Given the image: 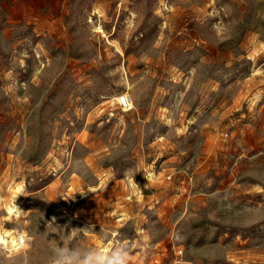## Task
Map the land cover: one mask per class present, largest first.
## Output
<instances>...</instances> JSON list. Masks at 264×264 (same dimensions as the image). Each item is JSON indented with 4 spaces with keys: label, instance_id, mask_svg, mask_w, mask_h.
<instances>
[{
    "label": "rangeland",
    "instance_id": "rangeland-1",
    "mask_svg": "<svg viewBox=\"0 0 264 264\" xmlns=\"http://www.w3.org/2000/svg\"><path fill=\"white\" fill-rule=\"evenodd\" d=\"M0 230L264 264V0H0Z\"/></svg>",
    "mask_w": 264,
    "mask_h": 264
},
{
    "label": "clouds",
    "instance_id": "clouds-1",
    "mask_svg": "<svg viewBox=\"0 0 264 264\" xmlns=\"http://www.w3.org/2000/svg\"><path fill=\"white\" fill-rule=\"evenodd\" d=\"M15 207L18 212H22L18 205ZM13 231L0 230V251L9 256L26 249L30 242V237L26 233L19 232L14 236ZM73 231L77 230L73 229ZM79 231L87 234L88 229ZM130 260L129 243L124 240L115 242L111 246L87 250L58 246L53 250L50 264H130ZM23 264H28L27 256L24 257Z\"/></svg>",
    "mask_w": 264,
    "mask_h": 264
},
{
    "label": "built area",
    "instance_id": "built-area-1",
    "mask_svg": "<svg viewBox=\"0 0 264 264\" xmlns=\"http://www.w3.org/2000/svg\"><path fill=\"white\" fill-rule=\"evenodd\" d=\"M116 102L120 109L126 110L130 107L131 99L128 94H122L117 97Z\"/></svg>",
    "mask_w": 264,
    "mask_h": 264
},
{
    "label": "bare ground",
    "instance_id": "bare-ground-1",
    "mask_svg": "<svg viewBox=\"0 0 264 264\" xmlns=\"http://www.w3.org/2000/svg\"><path fill=\"white\" fill-rule=\"evenodd\" d=\"M131 104H132V102L130 103V107H131ZM130 107H129V109H130ZM15 203H12V204H10L9 206H8V208H7V210H8V212H9V214L10 213H12V212H15L16 211V207H15Z\"/></svg>",
    "mask_w": 264,
    "mask_h": 264
}]
</instances>
